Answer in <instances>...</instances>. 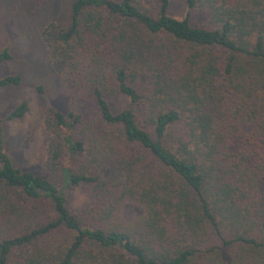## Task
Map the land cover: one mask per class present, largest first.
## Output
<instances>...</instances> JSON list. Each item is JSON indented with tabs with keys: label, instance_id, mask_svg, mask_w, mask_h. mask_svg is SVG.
Returning <instances> with one entry per match:
<instances>
[{
	"label": "trees",
	"instance_id": "trees-1",
	"mask_svg": "<svg viewBox=\"0 0 264 264\" xmlns=\"http://www.w3.org/2000/svg\"><path fill=\"white\" fill-rule=\"evenodd\" d=\"M70 1L42 31L71 90L45 122L60 187L12 165L0 120V264H264V0H184L181 20L167 0ZM80 185L78 215L65 192Z\"/></svg>",
	"mask_w": 264,
	"mask_h": 264
},
{
	"label": "rangeland",
	"instance_id": "rangeland-1",
	"mask_svg": "<svg viewBox=\"0 0 264 264\" xmlns=\"http://www.w3.org/2000/svg\"><path fill=\"white\" fill-rule=\"evenodd\" d=\"M167 1L166 14L175 20L183 19L184 0ZM70 5V0H0V53L6 51L9 56L0 63V79L19 78L18 85L0 87L2 149L16 169L51 179L58 188L59 179L50 177L44 167L49 142L45 122L49 111L61 114L69 111L71 90L47 69L42 31L49 24L66 25ZM190 20L192 24H204L205 16L194 13ZM21 102L26 103L25 114L5 121L8 112ZM107 102L113 112L125 104L119 95L108 97ZM65 197L68 210L78 215L93 203L85 185L66 191ZM138 213L137 207L125 204L121 218L128 221Z\"/></svg>",
	"mask_w": 264,
	"mask_h": 264
},
{
	"label": "clouds",
	"instance_id": "clouds-1",
	"mask_svg": "<svg viewBox=\"0 0 264 264\" xmlns=\"http://www.w3.org/2000/svg\"><path fill=\"white\" fill-rule=\"evenodd\" d=\"M81 199H85L84 197H81Z\"/></svg>",
	"mask_w": 264,
	"mask_h": 264
}]
</instances>
